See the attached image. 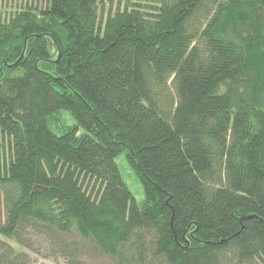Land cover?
<instances>
[{
	"label": "trees",
	"instance_id": "trees-1",
	"mask_svg": "<svg viewBox=\"0 0 264 264\" xmlns=\"http://www.w3.org/2000/svg\"><path fill=\"white\" fill-rule=\"evenodd\" d=\"M39 1L0 20V264H264V0Z\"/></svg>",
	"mask_w": 264,
	"mask_h": 264
},
{
	"label": "rangeland",
	"instance_id": "rangeland-1",
	"mask_svg": "<svg viewBox=\"0 0 264 264\" xmlns=\"http://www.w3.org/2000/svg\"><path fill=\"white\" fill-rule=\"evenodd\" d=\"M42 3L39 0H0V20L8 15L14 13L15 11L24 9L25 7L41 8ZM60 119L64 124L74 125L76 121L74 118L70 117L67 112L61 111ZM115 162L119 168L120 174L131 191L137 202H142L144 199L142 186L136 177L134 171L127 163L124 155H118ZM31 256L38 261V264H61L56 263L51 260H45L39 257H35L33 254Z\"/></svg>",
	"mask_w": 264,
	"mask_h": 264
}]
</instances>
